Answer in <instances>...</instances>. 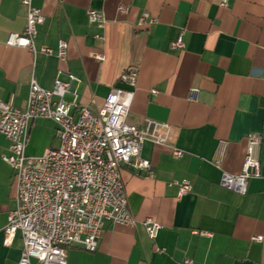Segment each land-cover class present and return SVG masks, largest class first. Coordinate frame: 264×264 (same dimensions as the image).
Listing matches in <instances>:
<instances>
[{"label": "crops", "instance_id": "1", "mask_svg": "<svg viewBox=\"0 0 264 264\" xmlns=\"http://www.w3.org/2000/svg\"><path fill=\"white\" fill-rule=\"evenodd\" d=\"M32 0L44 16L35 46L52 50L37 54L5 45L21 34L26 9L18 0H0V100L24 109L29 83L52 89L71 75L67 99L96 113L114 88L133 92L126 119L132 125L153 120L167 123V146L145 143L141 157L153 178L120 166L127 208L134 227L105 222L96 250L67 248V264H264V0ZM126 5L125 13L118 12ZM104 14L102 30L90 25L87 11ZM143 12L151 24L139 26ZM181 39L182 48L171 43ZM59 41L67 57H56ZM103 57L102 61L92 54ZM138 68L135 88L121 83L128 66ZM197 91L190 101L188 93ZM151 90L157 94L152 95ZM77 115L74 114V119ZM56 125L37 119L29 124L25 153L39 157L56 148ZM259 135L260 176L249 180L244 194L219 185L221 173L238 175L246 138ZM225 143L219 167L218 149ZM9 142L0 133V264H17L22 240L16 234L4 244V228L15 209L13 172L2 157ZM171 147L182 151L175 158ZM187 179L192 189L178 198L176 183ZM161 228L154 240L142 222ZM204 232L210 236H202ZM158 250V251H157ZM31 264H35L31 260Z\"/></svg>", "mask_w": 264, "mask_h": 264}, {"label": "built area", "instance_id": "2", "mask_svg": "<svg viewBox=\"0 0 264 264\" xmlns=\"http://www.w3.org/2000/svg\"><path fill=\"white\" fill-rule=\"evenodd\" d=\"M26 9V24L21 34H10L5 45L18 47L37 54L51 55L46 47L37 48L35 39L38 27L44 22L41 11L32 0H18ZM227 0H222L225 6ZM118 12L125 13L126 5H119ZM90 25L102 30L106 24L100 11L88 10ZM152 20L143 12L138 25L146 26ZM181 39L171 43L172 49L182 48ZM102 61L103 57L92 54ZM56 57L65 61L67 43L59 41ZM57 74L52 89L41 87L34 77L24 109H17L0 100V133L9 142L8 155L2 160L11 167L16 207L8 215L4 228V244L10 246L19 233L22 251L17 264H67V248L82 247L87 251L97 248L105 222L113 225L134 227L136 220L129 213L127 198L120 175V166L127 165L153 178L148 160L141 157L143 144L167 146L171 127L167 123L146 119L141 125L126 122L133 92L114 88L101 108L92 113L87 106H77L74 99H67L71 85L77 79L71 75L67 80ZM138 68L128 66L119 81L135 88ZM151 94L157 92L151 90ZM197 91L191 89L188 99H196ZM74 114L77 115L74 119ZM37 119L50 120L56 125L58 146L47 149L39 157L27 156L25 147L29 124ZM259 135L246 138V148L241 171L238 175L222 172L219 185L225 189L244 194L249 180L260 176ZM225 143L218 149L215 165L219 167ZM175 158L182 151L171 147ZM177 197L191 192L189 180L176 183ZM147 237L154 240L161 226L153 219L142 222ZM210 236L207 233H199ZM251 243L264 245V236L252 235ZM158 251V250H157ZM182 264H192L185 259Z\"/></svg>", "mask_w": 264, "mask_h": 264}]
</instances>
